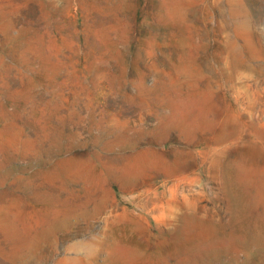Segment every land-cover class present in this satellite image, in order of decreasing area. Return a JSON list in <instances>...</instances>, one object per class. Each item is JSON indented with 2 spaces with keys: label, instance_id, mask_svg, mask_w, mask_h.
Instances as JSON below:
<instances>
[{
  "label": "rangeland",
  "instance_id": "obj_1",
  "mask_svg": "<svg viewBox=\"0 0 264 264\" xmlns=\"http://www.w3.org/2000/svg\"><path fill=\"white\" fill-rule=\"evenodd\" d=\"M0 264H264V0H0Z\"/></svg>",
  "mask_w": 264,
  "mask_h": 264
}]
</instances>
